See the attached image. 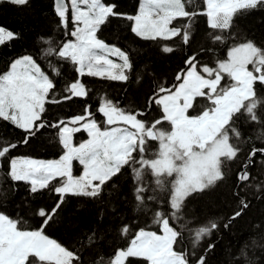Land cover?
<instances>
[{
	"label": "snow or ice",
	"instance_id": "6c2138e0",
	"mask_svg": "<svg viewBox=\"0 0 264 264\" xmlns=\"http://www.w3.org/2000/svg\"><path fill=\"white\" fill-rule=\"evenodd\" d=\"M3 4L31 9L33 0ZM52 12L33 44L0 65V126L13 129L0 135V264H210L223 232L235 235L252 200H264V184H253L264 179V38L240 25L264 13V0H137L134 12L118 0H52ZM113 21L137 40L164 41L162 56L180 53L170 80L137 66L140 53ZM21 39L23 28L0 24V55ZM85 77L147 81L148 91L140 104L105 93L93 109ZM75 98L85 100L79 114L52 112ZM80 132L87 139L74 143ZM45 136L58 158L21 154ZM45 192L54 206L36 203ZM217 193L231 197L230 213L192 207ZM70 198L101 205L97 222L52 238ZM251 232L225 264H264V221Z\"/></svg>",
	"mask_w": 264,
	"mask_h": 264
},
{
	"label": "trees",
	"instance_id": "16d2710c",
	"mask_svg": "<svg viewBox=\"0 0 264 264\" xmlns=\"http://www.w3.org/2000/svg\"><path fill=\"white\" fill-rule=\"evenodd\" d=\"M118 3L121 11L134 12L137 0H118ZM54 18V13L52 12V0H33V6L31 9H18L9 4H3L0 6V24L13 30L24 29V39L15 41L11 50H9L7 45L3 48V55H0V65H2L10 56L18 54L22 49L31 46L34 38L38 34H42L49 27ZM200 23L202 28L206 26L203 18ZM117 25L120 27H117ZM240 25L249 33L255 34L257 38H264V13H252L242 18L240 20ZM124 26H126V22L124 21H113L112 31L118 33L121 37H127V39H121V43L130 48H134L140 53L138 60L136 61L137 66L145 63L152 64L155 66L157 72L165 73L170 80L172 73L180 63V53L171 56H162L159 51V46L160 44L165 43L164 41L146 42L137 40L126 30H121ZM84 79L93 90V94L88 99V102L93 105V109L96 107L97 100L102 98L105 93L109 97L118 98L125 102L134 101L137 104H140L143 102L148 91L147 81L142 85H137L134 83V80H130L127 83H121L93 77H85ZM84 104V99L75 98L62 105L53 107L52 112L60 116L70 117L74 114H79L82 111ZM12 131L13 129H11L10 126H0V135ZM86 136V133L80 132L75 134L74 138L76 141H80ZM21 154L30 155L34 158L51 159L58 158L59 154H61V149L59 147H54L53 143L49 141L47 136H45L33 147L22 148ZM74 165L76 166H74V174L77 175L81 172L82 166L78 165L76 162H74ZM257 182L264 184V179L253 180V184ZM121 183L124 192L127 194V181L122 180ZM24 191L25 188L21 186L20 193L15 198L17 201H19L20 196L24 194ZM128 198L131 199L130 196ZM56 200L57 197L54 194L45 192L36 198V203L51 207L54 206ZM112 200H116L115 195H113ZM117 203H119V201H117ZM232 203L230 196H224L223 194L217 193L212 196H205L201 200L193 201L192 207H195L197 213L201 216H213L230 213L232 209L228 205ZM100 209L101 205L90 199L70 198L68 203L64 206V210L61 212L60 218L63 219L64 223L50 229V237L67 239L68 233L72 228L76 229V235L87 233L88 229L95 226L97 222V213ZM123 211L126 216L129 218L131 217V213L127 211L126 207H123ZM30 215L31 213H29V216ZM258 221H264V200L253 199L246 215L236 222L234 227L235 235H230L221 230L223 232V239L219 240L215 253L211 255L210 264H225L226 250L229 247L233 250L238 248L241 243L252 235V222ZM30 223L35 226V221L30 220ZM216 238L217 237L214 235L213 239ZM83 242L86 243V241ZM109 243H111V239H109ZM77 246H79V244Z\"/></svg>",
	"mask_w": 264,
	"mask_h": 264
},
{
	"label": "rangeland",
	"instance_id": "374dc122",
	"mask_svg": "<svg viewBox=\"0 0 264 264\" xmlns=\"http://www.w3.org/2000/svg\"><path fill=\"white\" fill-rule=\"evenodd\" d=\"M113 59H115V58H113ZM87 139V136L84 138V139H81L80 141H83V140H86ZM80 141H76L75 140V138H74V143H79ZM77 164H78V162H76ZM79 165V164H78ZM75 166V165H74ZM76 167V166H75ZM81 172H82V170H81ZM81 172L79 173V174H81ZM79 174H77V175H79Z\"/></svg>",
	"mask_w": 264,
	"mask_h": 264
}]
</instances>
